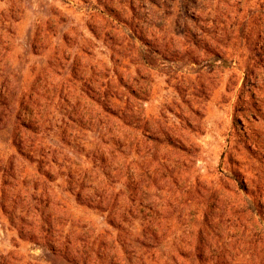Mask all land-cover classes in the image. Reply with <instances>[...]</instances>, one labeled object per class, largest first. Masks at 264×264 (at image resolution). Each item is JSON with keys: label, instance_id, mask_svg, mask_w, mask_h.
I'll list each match as a JSON object with an SVG mask.
<instances>
[{"label": "rangeland", "instance_id": "1", "mask_svg": "<svg viewBox=\"0 0 264 264\" xmlns=\"http://www.w3.org/2000/svg\"><path fill=\"white\" fill-rule=\"evenodd\" d=\"M0 264H264V0H0Z\"/></svg>", "mask_w": 264, "mask_h": 264}]
</instances>
